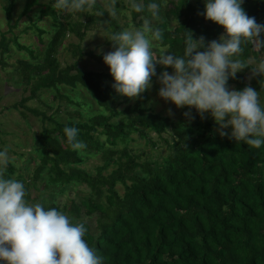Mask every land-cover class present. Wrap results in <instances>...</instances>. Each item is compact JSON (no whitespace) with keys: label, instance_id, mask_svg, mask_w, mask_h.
<instances>
[{"label":"trees","instance_id":"obj_1","mask_svg":"<svg viewBox=\"0 0 264 264\" xmlns=\"http://www.w3.org/2000/svg\"><path fill=\"white\" fill-rule=\"evenodd\" d=\"M136 1L144 6V11L137 13L132 8L130 17L140 27L141 18L149 15L147 5L157 3L161 9V0ZM12 3L9 0L3 7L9 29L30 11L36 0L25 2L10 25ZM242 7L249 17L264 24V0H243ZM46 9L39 12V17L48 13L52 16L51 36L35 63L17 62L16 73L28 85L29 95L14 108L23 109L18 113L20 117L24 118L23 111L27 110L47 122L33 135L32 146L38 157L31 177L27 181L15 177L24 184L25 199L34 203L28 190L37 182L43 188L84 185L88 194L77 202L70 200L64 207L53 201L43 205L45 209L66 213L73 224L83 222L88 229L84 239L103 257V264H264V144L257 149L229 138L230 134L221 137L211 131L214 120L210 113L201 117L188 106L182 109L183 113L190 112L191 118L182 114L178 121L148 112L140 106L144 94L132 106L120 111L111 108L109 103L116 96L104 83L113 78L103 56L82 52L78 44L69 45L75 60L87 57L101 64L104 73L82 71L75 61L59 68L56 60L57 48L67 32L81 41L86 31L96 27L93 17L71 22L67 14L61 23L51 9ZM161 11V20L154 27L162 30L163 40L154 44L178 56L183 54L186 31L193 34V39L203 36L209 42L224 33L222 26L205 19L204 8L197 0H167ZM102 16L110 35L122 31L106 12ZM171 19L175 25L169 27ZM33 28L40 38L43 30ZM7 44L0 35V64ZM13 44L23 49L15 41ZM110 44L115 50L112 41ZM261 55L264 50L257 52L248 45L241 58L247 64L249 58L257 62ZM247 66L234 79L229 78L227 86L232 90L253 88L260 92L264 106V76L251 71L245 81L243 74L250 70ZM161 72L157 64L152 85L159 83ZM59 87L80 88L86 93L89 90L100 112L84 120L79 110L67 112V120L61 123L43 111L24 106L36 98L38 90L57 92ZM58 97L72 104L68 97ZM66 126L79 130L78 138L87 146L84 155L67 144L63 132ZM166 130L172 136L170 143L165 141L168 153L160 162L140 160L142 156L132 152L129 145L134 142L133 135L154 146L147 135L159 137ZM85 155L99 156L101 164L92 174L80 168ZM13 173L14 168L8 164L4 178L12 179ZM117 184L122 187L121 194L115 188ZM0 264L5 262L0 260Z\"/></svg>","mask_w":264,"mask_h":264},{"label":"clouds","instance_id":"obj_2","mask_svg":"<svg viewBox=\"0 0 264 264\" xmlns=\"http://www.w3.org/2000/svg\"><path fill=\"white\" fill-rule=\"evenodd\" d=\"M97 2L56 0L53 7L85 13L93 10ZM117 2L107 0L105 11L98 15L107 12L115 18ZM242 4L243 0H205V19L222 26L224 33L205 45L203 36L193 39V34L186 31L183 54L178 56L169 51L156 55L154 42L163 40L162 30L153 25L159 19L160 5L149 3L150 18H145L139 28L110 35L115 50L104 54L103 62L114 80L116 93L132 100L140 98L152 86L156 65L171 67L172 74L163 71L157 78L161 99L177 108L194 107L201 117L210 113L221 137L229 136L223 129L231 126L229 138L260 148L264 144L260 92L248 86L243 90H229L227 86L229 78L234 79L237 72L248 67L241 58L248 45L257 52L264 50V24L249 17ZM131 7L137 13L144 11V6L135 0ZM253 74L264 76V61L253 69ZM87 93L92 98L89 90ZM168 114L173 115L171 109ZM183 115L191 118L190 112ZM63 132L70 148L84 155L87 146L78 138L79 130L66 126ZM8 163L5 148L0 151V260L5 264H103V257L84 239L88 231L85 224H73L68 215L56 208L29 203L24 184L4 178Z\"/></svg>","mask_w":264,"mask_h":264},{"label":"rangeland","instance_id":"obj_3","mask_svg":"<svg viewBox=\"0 0 264 264\" xmlns=\"http://www.w3.org/2000/svg\"><path fill=\"white\" fill-rule=\"evenodd\" d=\"M9 0H0V35H3L7 40V52L2 56V63L0 64V151L5 148L8 149L9 163L14 168V173L11 178L15 180L16 176H20L23 180L27 181L35 168L37 162V153L32 146L33 135L40 132V130L47 125V122H42L39 117L33 116L29 111L24 110V118L18 114L21 110L20 107L14 108L21 98L29 95V87L20 81V76L16 73L19 69L17 62L24 61L35 63L43 50L44 44L49 39L54 29V22L50 13L39 17L40 11H44L46 8L51 9L57 19L63 23L64 17L70 14V21H85L89 15L93 17L96 27H92L86 31L83 39H78L67 32L61 44L56 51V60L59 68H63L66 65L76 62V67L82 71H90L96 73H104L105 70L101 64L94 62L93 60L83 57L79 60H75L70 55L69 45L78 44L82 52L90 51L95 55H101L114 51L110 44V34L105 25L102 15H98L99 12L105 11L104 5L107 0H98L95 10L85 13H76L72 11H59L53 7L55 4L52 0H36V4L32 6L30 11L23 17H20L14 26L10 29L5 23L3 14V7ZM13 3L11 15L12 21L16 19L23 4L31 0H11ZM167 0H161V9L159 19L153 21V25L161 20L162 7ZM175 1V0H173ZM136 3H140L136 1ZM132 0H118L115 7L117 8V16L113 18L117 25L121 26L122 30L139 28L131 21L130 11ZM197 4L204 8L205 0H197ZM46 9V10H47ZM50 11V10H49ZM107 13V12H106ZM150 18V13L147 17ZM145 18H141V25ZM140 25V26H141ZM169 27L175 25V21L171 19L169 21ZM33 26L43 30V34L38 38ZM199 39V38H198ZM15 41L23 49L16 48L13 44ZM209 41L205 40V45ZM26 49V50H25ZM201 51L203 49H200ZM28 51H31L29 55ZM164 48L155 45L156 55H160ZM258 61H253L251 58L247 60V64L250 66V70L243 74L245 81L248 80L251 71L257 67V65L264 61V56H258ZM159 65V64H158ZM162 71H167L169 74L173 73L171 67L165 68L159 65ZM238 73V72H237ZM105 84L109 86L116 99H113L109 106L117 111L122 110L126 106H132L137 100H132L124 97L114 90L112 87L114 80H106ZM161 85L158 83L152 85L150 89L144 93V102L140 104L141 107L148 112L159 114L170 118L172 121H178L183 114L182 108H177L170 101H165L158 96V90ZM232 90L231 86L228 87ZM59 95L66 96L72 100V104H68L65 100L59 99ZM36 98L25 102L24 106L27 109H37L45 112V114L51 115L59 122H65L66 113L73 114L75 110H79L82 114V120L90 117L93 114H97L100 110L96 107L91 97L82 89H70L66 87H59L57 92L51 90L41 89L36 92ZM151 101V103H149ZM77 105H79L77 107ZM171 109L173 115L168 114V110ZM191 109H194L191 108ZM114 121V119H112ZM231 126L223 131L231 133ZM211 131L213 133H219L218 126L215 122L211 124ZM171 134L168 130L162 133L159 137L152 133L147 135V138L154 144L151 146L143 139H140L133 135V143L129 146L132 148L134 154L141 155L140 160L147 159L151 162L160 160L168 153L165 141L170 143ZM101 164L99 156L97 155H85L83 156V162L80 168L88 173H93L95 167ZM118 194L122 193V187L116 185ZM29 196L33 198V202H39L42 204L50 201L55 202L59 207H64L70 200L77 202L79 199L86 197L88 189L82 184L71 183L68 185L57 186L47 185L43 188L41 183L37 182L34 188H29ZM66 214V213H65ZM67 215V214H66ZM86 221V218L82 219Z\"/></svg>","mask_w":264,"mask_h":264}]
</instances>
